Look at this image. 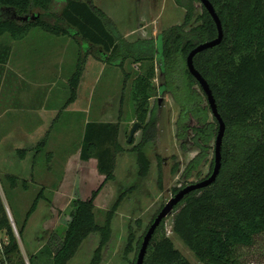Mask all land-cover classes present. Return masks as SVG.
Here are the masks:
<instances>
[{
  "label": "trees",
  "instance_id": "trees-1",
  "mask_svg": "<svg viewBox=\"0 0 264 264\" xmlns=\"http://www.w3.org/2000/svg\"><path fill=\"white\" fill-rule=\"evenodd\" d=\"M53 1L0 0V40L7 35L3 40L6 53L10 52L6 40H21L32 28L74 40L79 50L63 108L77 98L89 55L107 66L123 68L127 61L134 63L137 73L131 83V101L133 119L142 124V135L138 143L134 140L130 143H134L130 151L136 154L138 173L142 177L149 173L151 166L145 148L155 136V122L149 115L158 68L162 78L160 91L170 92L180 106L176 137L182 148L192 144L200 150L194 160L197 164L218 122L209 120L207 107L193 89L198 82L187 68L186 57L198 44L217 36L215 22L208 11L202 6V13L197 16L200 23L187 30L194 17L196 0H174L185 9L182 24L163 30L156 39L138 38L131 42L92 0H61L64 6L57 13L52 11ZM210 1L221 20L223 39L219 45L197 53L193 62L209 83L226 124L222 166L213 184L190 192L175 206L174 209H179L175 226L201 263L238 264L237 249L252 245L254 237L264 233V0ZM125 75L127 78L129 74ZM120 115L121 109L116 122L91 119L86 122L79 159H96L97 171L103 178L88 198L74 200L63 233L59 237L51 235L29 259L30 264L40 254L44 256L43 264H68L90 233L99 235L90 264L101 263L103 248L111 237L118 199L122 196L104 212L101 223L96 217L95 199L104 185L115 179L116 158L124 151L119 141ZM243 142L248 144L242 146ZM239 152L242 155L237 157ZM18 153L23 157L25 150ZM233 158L238 160L231 165ZM5 178L12 188L19 179L13 174H6ZM22 183L26 185V180ZM179 189H173V195ZM42 198L40 193L35 197L21 228L14 222L19 236ZM0 230L9 235L11 264H23L21 256L16 258L20 249L1 195ZM143 235L136 240L134 233L129 232L125 252L132 251L135 242L138 252ZM135 261L136 257L132 264ZM143 264L192 263L175 247L163 220Z\"/></svg>",
  "mask_w": 264,
  "mask_h": 264
},
{
  "label": "rangeland",
  "instance_id": "rangeland-1",
  "mask_svg": "<svg viewBox=\"0 0 264 264\" xmlns=\"http://www.w3.org/2000/svg\"><path fill=\"white\" fill-rule=\"evenodd\" d=\"M123 1L128 4L130 0ZM149 2L152 8L155 2L163 6L164 14L157 22L145 21L144 24L150 32L147 36H151V31L156 25L161 33L169 27L182 24L184 8L182 15L175 17L171 14L169 0L167 2L149 0ZM105 3L114 9L113 0H106ZM63 6L61 0H54L52 11L57 13ZM202 9L200 1L196 0L194 17L186 27L187 30L200 23L197 16L202 13ZM50 21L52 22L53 19L51 18ZM113 22L118 28L117 23L114 20ZM124 23L129 25L127 21ZM123 25V22H120V26ZM133 25L130 22V29ZM165 26L166 28L162 30ZM32 34L38 37L36 40H42V43L31 39L28 43L27 41L23 43L26 44L25 46L14 42L13 39H10L12 45L6 43L11 51L10 55L12 52L14 54L18 52L16 58L23 59L21 64L23 80H19L15 87L24 90L25 95L18 101L24 108L44 105L54 110L52 119L44 128L40 143L36 144L37 146L30 153V167L27 170L31 179L26 180V185L22 183L23 179L19 178L17 185L12 188L10 181L5 178L6 170L0 171L2 202L8 210L7 215H11L18 229L24 223L26 213L35 197L39 193L43 197L39 200L35 212L27 220L22 235L17 238L20 253L16 258L19 259L21 256V263L24 264L25 260H29L51 235L59 237L69 220L74 200L88 198L97 188L103 177L97 171L96 159L92 158L86 162L79 159L85 119L116 122L121 109L119 141L124 151L116 158L115 179L108 181L95 199V211L97 220L101 223L104 212L112 207L120 195L122 196L118 199L119 205L111 224V237L103 248L100 264H132L138 252L136 242L132 251L125 252L129 232L134 233L137 240L145 233L157 212L173 196V189L197 182L211 174L214 167V144L218 123L205 154H200V159L195 164L194 160L199 156L200 150L192 144H188L185 149L181 147L176 137V120L180 106L170 92L165 91L162 94L158 91L157 87L161 84L162 78L157 68L154 79L156 87L150 99V117L155 122V136L145 148L151 166L149 173L142 177L138 173L136 154L130 151L134 143L139 141L140 131L136 133L133 144L127 142L133 120L131 83L137 73L136 65L127 61L123 68L107 66L89 55L77 102L81 108L86 109V112L68 110L66 109L68 106L63 108V104L69 94L68 80L75 69L78 44L68 36L53 35L41 28L34 29ZM5 37L0 40V59L3 60V64L13 66L14 58L9 55L7 60L8 53L3 42ZM137 38L144 37L138 33L131 34L130 31V36L126 39L132 42ZM151 38H154V35ZM46 39L48 42L45 41ZM3 64L0 71L4 68ZM4 69L10 73L7 68ZM44 69L45 71H42ZM127 73L129 75L126 78ZM46 84H49V87ZM48 89L49 96L44 98L43 93ZM193 89L200 97L202 105L207 107L209 120L215 121L200 86L195 84ZM29 116L34 120L38 119L36 113L32 112ZM230 142L232 143L231 140ZM244 142L241 143L242 146L248 144ZM236 154L237 157L242 155L241 152ZM237 160L233 158L230 164L234 165ZM178 212L179 209H174L164 219L166 233L173 240L175 247L192 264H203L194 256L185 239L176 230L175 216ZM98 243V233H90L68 264H90ZM43 259L44 256L40 254L32 259V264H43ZM237 260L238 264H264V233L256 235L252 245L239 247Z\"/></svg>",
  "mask_w": 264,
  "mask_h": 264
},
{
  "label": "crops",
  "instance_id": "crops-1",
  "mask_svg": "<svg viewBox=\"0 0 264 264\" xmlns=\"http://www.w3.org/2000/svg\"><path fill=\"white\" fill-rule=\"evenodd\" d=\"M92 1L95 6L101 9L104 13H106L112 20L117 23L120 32L123 33L121 34L124 35V37L127 39L130 36V31L131 34H141L144 39H146L145 37L151 38L152 35H154V38L156 39L157 36L160 34V29L156 25V27L154 26L151 31V36H147L150 32L149 30H147V25L144 24L147 20H150V22H157L159 17L164 14L163 6L159 5L157 2H155V5L152 8L149 0H130L128 4H126L123 0H113L114 9H112L108 4L105 3L106 0H104L103 2L99 0ZM167 1L168 0H165V2ZM169 1V8L171 10V14H174L175 17H177L179 14L182 15L183 8L177 5L174 0ZM152 15H154V17H152ZM126 21L127 23H129V25H125L124 22ZM120 22H123V27L120 26ZM130 22L134 24L132 29H130ZM165 28L166 26L163 27L162 30ZM34 29L37 28H32L23 39L13 41L23 44L25 43V41H27L26 43H28V41H30L31 39L35 42L41 41L42 43V40H36L38 37L32 34ZM45 41L48 42L47 39ZM5 42L10 43V45H12L11 41ZM23 45L25 46L26 44ZM9 55L7 56V60L9 58ZM15 55H18V52L17 54H14L12 52V54L10 55L14 58L13 66L10 64H3V60L1 61L0 59V67L3 64V67L7 68L8 71H10L9 73L4 68L2 71H0V171L6 170L7 174H13L18 178H22L28 181L29 179H31L30 173L27 170L28 167H30V153L33 151V149H35V147L37 146L36 144L40 143L42 134L44 133V128L48 126V121L53 117L52 112L54 109L47 108L44 105H41L40 107L36 108H24L23 105L19 103L18 100L24 98L25 92L22 89H17L15 87V84L19 82V80H23L21 67L23 59L22 57L16 58ZM42 71H45V69ZM81 83L82 80L78 87L76 100L71 103L72 105H68L66 109L86 112L85 108L83 109L80 107L79 104H77ZM46 86L49 87V84H46ZM43 96L44 98H48L49 89L45 93H43ZM32 112L36 113L38 117L37 120H34L29 116L30 114H32ZM94 120L100 121L99 119ZM86 122L87 120L85 119V124ZM19 150H25V154L23 157L19 155ZM13 152L14 154H12Z\"/></svg>",
  "mask_w": 264,
  "mask_h": 264
},
{
  "label": "water",
  "instance_id": "water-1",
  "mask_svg": "<svg viewBox=\"0 0 264 264\" xmlns=\"http://www.w3.org/2000/svg\"><path fill=\"white\" fill-rule=\"evenodd\" d=\"M200 3L213 18L216 28H217V36L212 40L202 42L198 44L196 47H194L186 57V65H187V68L190 74L196 79L200 88L205 94L207 102L211 109V113L213 117L216 119V121L218 122V131H217V135L215 138V144H214V167H213L211 174L208 175L207 177L180 188L169 199V201L157 212V214L154 216L152 222L150 223L149 227L147 228L143 236L135 264L144 263V259H145L148 247L151 244V241L153 239V236L157 228L159 227L161 222L174 210L175 206L190 192L205 188L213 184L215 180L217 179L220 173V170H221V166H222V162H221L222 161V144H223V138L225 135L226 124L218 111L216 100L214 98L212 89L210 88L209 83L202 76V74L195 68L193 58L197 53L205 49L213 48L219 45L223 39L224 33H223V27H222L221 20L212 2L210 0H200ZM139 128H140V123L135 122L132 125V127L129 129L128 137H127L128 143L132 142V139L134 135L136 134V132L139 130ZM6 212H8L7 209H6Z\"/></svg>",
  "mask_w": 264,
  "mask_h": 264
},
{
  "label": "built area",
  "instance_id": "built-area-1",
  "mask_svg": "<svg viewBox=\"0 0 264 264\" xmlns=\"http://www.w3.org/2000/svg\"><path fill=\"white\" fill-rule=\"evenodd\" d=\"M9 221L11 224V227L13 229V232L16 236V238L19 237L18 231L16 229V226L14 224L13 218L11 217V215L9 214ZM10 246V239H9V235L7 234V232L5 230H0V264H11L10 260H9V253H8V248ZM24 264H30L29 260L26 259Z\"/></svg>",
  "mask_w": 264,
  "mask_h": 264
},
{
  "label": "flooded vegetation",
  "instance_id": "flooded-vegetation-1",
  "mask_svg": "<svg viewBox=\"0 0 264 264\" xmlns=\"http://www.w3.org/2000/svg\"><path fill=\"white\" fill-rule=\"evenodd\" d=\"M159 88H160V85L157 87V89H158V91H159L160 93L164 94L165 91H160ZM158 102H159V101H158ZM159 103H160V102H159ZM150 113H151V111H150ZM132 114H133V113H132ZM149 117H150V115H149ZM135 122H137V121L133 119L132 122H131V127H132V125H133ZM131 127H130V128H131ZM138 131H140V138H141V135H142V124H140V128H139ZM138 131H137V132H138ZM137 132H136V133H137ZM135 135H136V134H135ZM135 135H134V137H135ZM134 137H133L132 141L134 140ZM139 140H140V139H139ZM138 142H139V141H138ZM138 142H137V143H138ZM135 144H136V143H135Z\"/></svg>",
  "mask_w": 264,
  "mask_h": 264
}]
</instances>
